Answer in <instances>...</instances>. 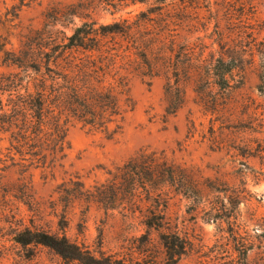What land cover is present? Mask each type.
Instances as JSON below:
<instances>
[{
    "label": "rangeland",
    "instance_id": "obj_1",
    "mask_svg": "<svg viewBox=\"0 0 264 264\" xmlns=\"http://www.w3.org/2000/svg\"><path fill=\"white\" fill-rule=\"evenodd\" d=\"M132 2L100 10L87 0L84 19L58 23L51 7L81 12L79 0L20 10L0 0V74L15 71L4 52L48 47L85 23L134 104L114 134L115 126L107 134L70 126L66 155L53 165L21 158L0 132V264H81L14 243L25 228L126 264H163L162 234L185 245L178 264H264V0ZM168 83L182 89L181 105ZM151 158L176 167L177 186L144 164L126 168ZM149 212L162 218L160 230L144 225Z\"/></svg>",
    "mask_w": 264,
    "mask_h": 264
},
{
    "label": "trees",
    "instance_id": "obj_2",
    "mask_svg": "<svg viewBox=\"0 0 264 264\" xmlns=\"http://www.w3.org/2000/svg\"><path fill=\"white\" fill-rule=\"evenodd\" d=\"M17 1L18 6L15 9L19 7V10L40 3V0ZM86 1L79 0L81 12H76L72 4L62 6L61 11L54 7L50 10L53 9V16L60 21L58 23H65L66 20L61 19L67 17L84 19ZM97 1L98 9L107 10L108 7L114 9L119 5L118 2L127 0ZM142 1L131 0L132 3ZM92 32L93 30L84 23L74 28L69 36L63 33L59 42L48 47L41 44L38 47L30 45L20 50L18 55L14 52H4L11 57L7 58L6 63L14 67L15 71L7 75L0 74V96L5 93L7 95L5 105H2L0 98V132L8 135L11 148L21 158L29 156V159H35L37 163L41 161L44 165L49 157V163L53 165L66 155V137L70 126L80 124L105 134L110 132L111 126H115L112 131L114 134L121 128L126 114L133 110L134 104L129 96L127 81L103 63V51L96 48L95 44H89L98 36L94 34L91 41ZM222 85L228 87L225 80ZM259 89L264 91L263 82L260 83ZM166 94L175 95L179 105L182 104L184 93L177 83H168ZM175 110L176 108L172 113ZM143 164L146 171H158L156 178L161 177L164 185L173 187L179 183L178 177L175 178L174 175L176 167L158 162L155 158L141 164L140 160L132 159L128 161L126 168L135 174ZM134 185L146 187L145 183L141 184L142 186ZM156 191L152 194L154 200L163 190L160 188ZM189 191L198 193L194 188ZM178 193L185 195L186 192L178 190ZM148 194L151 197V192ZM149 213L150 216L145 218L144 225L148 229L160 230L163 226L162 218ZM13 242L21 246L40 245L50 248L69 262L126 264L112 256L100 255L97 258L86 246L71 241L65 234L25 228L14 234ZM161 244L164 249L163 264H178L185 251V245L180 238L177 235L162 234ZM142 264L156 263L147 260Z\"/></svg>",
    "mask_w": 264,
    "mask_h": 264
}]
</instances>
